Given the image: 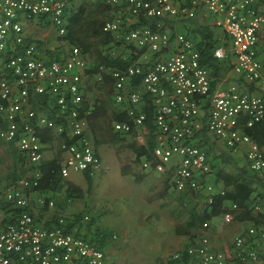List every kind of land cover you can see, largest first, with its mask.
<instances>
[{"label": "built area", "instance_id": "1", "mask_svg": "<svg viewBox=\"0 0 264 264\" xmlns=\"http://www.w3.org/2000/svg\"><path fill=\"white\" fill-rule=\"evenodd\" d=\"M101 1L112 7L103 30L134 48L155 53L143 63L121 68L99 65L95 73L99 82L109 73L113 99L131 117V121L115 120L113 130L125 134L135 129L140 143L153 137V157H144L143 166L164 170L174 159L171 184L194 190L202 195V205H209L216 190L209 176L213 157L198 142L203 116L206 132L221 148L231 154L242 150L247 167L264 176V149L238 126L240 116L246 117L248 126L264 121V61L258 49L264 38V0ZM200 5L223 33L225 42L214 48V55L225 58L229 52L239 76L212 92L210 70L201 62L197 41L187 29L174 28ZM70 8L71 0H0V139L16 146L27 171L19 179L0 183V212L5 211L0 264H117L108 259L98 238L93 241L82 234L89 214L79 220L60 213L42 225L29 202L28 193L35 190L41 175L46 144L38 127H51L61 136L59 146L66 153L61 176L85 170L93 174L102 166L89 136L88 115L95 104L83 87L87 74L83 51L70 44L61 54L48 56L24 25L33 20L50 23L65 37ZM140 14L151 17L152 23L132 25L130 18ZM135 77L139 82L134 83ZM31 91L43 94L54 116L33 108ZM146 97L152 108L151 129L146 123ZM225 204L238 208L233 201ZM249 206L259 223H248L229 245L216 247L208 235L199 233L170 257L181 264H264V193H258ZM220 216L227 222L233 219L230 211ZM210 223L207 218L201 226Z\"/></svg>", "mask_w": 264, "mask_h": 264}, {"label": "crops", "instance_id": "2", "mask_svg": "<svg viewBox=\"0 0 264 264\" xmlns=\"http://www.w3.org/2000/svg\"><path fill=\"white\" fill-rule=\"evenodd\" d=\"M91 2L96 4L99 0H72V7L75 8L82 3ZM115 12L117 9H114ZM112 12V7L109 6L104 10L103 19H107ZM101 15V13H100ZM146 16L143 14L133 16L130 19L132 25L140 23ZM147 18V17H146ZM104 19V20H105ZM103 20V21H104ZM195 21L199 23H208L213 31V38L218 45L223 44V33L219 27L214 25L213 18L208 14L203 6H198L196 13L182 22L175 23V29L181 31L187 29L192 32L194 39L198 42L200 36L194 32ZM25 28L30 37L36 39V41L44 49V52L48 56L59 55L64 52L71 41L67 37H61L58 35L55 27L50 23H42L38 20L25 21ZM108 44H111L109 42ZM121 47V45L119 46ZM258 49L260 58L264 61V38L258 42ZM133 53L137 56L135 62L143 63L149 60L155 55L151 50L146 48H134ZM239 79L237 73H235L231 66L223 72L222 77L216 82L215 88H223L232 80ZM83 87L85 92L89 95L91 91V79L90 74L84 76ZM100 87L105 92L112 95V84L103 81ZM106 97V98H107ZM115 107L111 104H107L106 99H102L99 102V109L94 111L93 115V128L89 124V136L93 143L94 150L99 155L102 167L94 172L91 176V186L87 187L85 174L82 171H72L68 176L62 177V181L54 189L33 190L28 193L31 212L34 214L36 221L42 225L50 224L58 214H64L66 216L75 217L81 220L82 214L87 213L90 219L84 223L82 227V234L86 237L96 236L99 240H103L100 236L102 228L109 230V237L101 244L107 253L108 259L110 247L115 246V251L119 250L121 244H118L115 239L119 237L118 233H124L130 235L134 240H139L140 237L144 241H150L151 248L153 250H166L172 248L175 250L179 247H183L188 241L185 236L192 234L204 233L209 236L212 244L216 247H223L229 245L235 234L240 232L248 223L249 219H235L232 221H224L220 214L213 216L208 227H202L199 219L193 218V214L197 216L202 212L204 206L201 203L202 195L196 203L195 209H190L186 203V198H181L183 190L177 189L171 184V178L174 170V159L170 161V164L164 168V170H156L153 167H144L142 160L144 159L145 152L143 151L139 157L136 156V152L141 145L146 143H140L136 138L135 129L128 133L120 134L126 135L129 138L134 139V147L132 154L129 155V159L125 163H120L118 149L115 147L118 144V140L115 138L117 132L114 130L111 133L110 126L115 121L114 113L121 111L116 103ZM149 105V101L146 97V109ZM206 103L204 104V108ZM202 127L199 129V133L205 130L204 117H201ZM96 122V123H95ZM98 123V124H97ZM113 129V127H112ZM119 134V133H118ZM208 136H210L208 134ZM126 140L128 147L132 146V140ZM211 138V136H210ZM213 139V138H212ZM137 143V144H136ZM217 143V147L222 149ZM141 150V149H140ZM242 151V150H241ZM233 154L235 159L240 163L243 161V152ZM59 152L61 154V160L65 156L60 146L55 142H48L44 146L43 154L44 158H51L54 154ZM151 153V149H150ZM211 152V156H212ZM212 157H215L213 155ZM140 159V164H135L134 160ZM218 158H214L216 162ZM124 161V160H122ZM19 164V163H18ZM126 164V165H125ZM218 173L215 175H209L210 179L214 181L216 192L223 188L224 180L228 173L236 174L235 170L229 166V164L217 163ZM109 165V166H107ZM19 167V165H18ZM17 169L15 173L9 174V178H17L24 176L27 172L25 169ZM22 168H24L22 166ZM221 171H219V169ZM111 177V178H110ZM103 180L108 184L102 188L104 193L102 197H99L97 189L100 188V183ZM67 186L71 188L78 187L79 191H75L72 194H67ZM232 185L228 184L230 188ZM261 187L256 186L254 190H260ZM199 195V194H198ZM39 196L44 198V201L39 200ZM52 199L54 203L50 205L48 200ZM228 202V200H226ZM203 207V208H202ZM201 209V210H200ZM200 210V211H199ZM197 211V212H196ZM5 211L0 212V224L2 225ZM198 220V222H196ZM240 225L241 228H235ZM165 236V238H164ZM139 237V239H138ZM186 241V243H184ZM126 243V242H125ZM163 243V245H161ZM184 243V244H183ZM127 257V256H126ZM112 260V259H111Z\"/></svg>", "mask_w": 264, "mask_h": 264}, {"label": "trees", "instance_id": "3", "mask_svg": "<svg viewBox=\"0 0 264 264\" xmlns=\"http://www.w3.org/2000/svg\"><path fill=\"white\" fill-rule=\"evenodd\" d=\"M100 2L96 4H92L93 7H90V3H82L75 8V11L72 7L68 11V24L65 37H67L71 44H75L81 48L84 56L86 54H90L93 56L95 64L93 67L87 68V73L91 74L97 70L99 65H104L106 67H124L127 64L134 63L136 60V55L133 53L134 47L129 44H125L123 39H117L111 32L105 31L102 28L103 25V15L104 10L108 8L110 5L99 0ZM72 2V0H71ZM101 13V15H100ZM153 19L151 17H145L140 23L136 25H143L152 23ZM195 29L194 32L198 33L200 36L199 41L197 42V47L200 53V59L203 64H205L211 74L210 80V91L215 90V84L223 75V72L228 69L229 66L232 67V59L228 52V55L225 58H218L214 55V48L218 45V42H215L213 38V31L208 23H199L195 21ZM189 31V30H188ZM191 32V31H190ZM192 33V32H191ZM109 42H113L114 45L120 46L125 44L130 48L128 53V57L118 53L116 55H112V53H108L107 44ZM104 80L112 84V78L108 72L103 74ZM103 80V81H104ZM102 81V82H103ZM139 82V77H135L134 83ZM104 87L105 83H102ZM251 87V86H250ZM99 98L93 99L94 108L90 115H88V120L90 127L93 128V115L99 109V102L97 101ZM30 100L34 109L42 110L49 116H54L53 109L49 108L45 104L44 96L40 93H35L33 91L30 92ZM121 110V109H120ZM94 112V113H93ZM146 123L151 129L152 127V108L151 105H148L146 108ZM115 120H126L131 121V117L126 114L125 110H121L114 113ZM96 123V122H95ZM98 124V123H97ZM239 128H242L246 133H248L259 145L262 149H264V121H257L252 125L248 126L246 124V117L240 116L238 122ZM37 133L40 139L44 143L55 141L58 145L61 140V136L54 132L51 127H38ZM200 141L199 144L203 145L206 149L207 153L210 155L211 152L215 157L218 158L216 162H214L215 167H218L217 163L229 164L234 170L236 174L228 173L224 180L222 191H218L213 195V201L204 206L202 212L197 216L193 214V218L199 219L202 223L203 220L207 218H212L213 216L220 214L222 211H230L233 214V218L243 220L249 219L250 222L259 223V218L257 215L251 212L250 202L254 199V197L260 193L263 195L264 193V176L260 175L259 172L251 171L245 161L238 162L233 154H231L228 150L220 149L217 147V143L214 139L208 136V133L202 130L200 133ZM154 145L153 137L150 135L147 144L141 145L137 152L136 156L139 157L142 152H145V156L147 158H152L153 153H150V149L152 152V147ZM141 149V150H140ZM61 154L57 152L51 158H44L40 165L41 175L38 180V184L34 186L36 190L43 189H54L57 185L62 181L61 173H60V165H61ZM19 163V164H18ZM13 164L15 167L19 165V169L23 166V160L16 150L15 159L13 160ZM222 168L219 169L221 171ZM218 171V169H217ZM216 171V172H217ZM85 174L87 187L91 186V176L92 174L89 171H83ZM15 179V178H12ZM17 179V178H16ZM228 184L232 186L230 188L227 187ZM256 186L261 187L260 190H254ZM67 194H72L75 191H79L78 187L71 188V186H67ZM184 192L181 194V198L185 197L186 203L189 205L190 209L193 212V209L196 207V203L201 195L190 188H185ZM199 194V195H198ZM226 200L233 201L238 205L237 209H230L226 203ZM18 209H13V211H17ZM75 218V217H74ZM102 238V237H101ZM97 239V237H96ZM92 240V239H90ZM94 241V240H93ZM103 240L100 239V243L103 244ZM187 244V243H186ZM185 244V245H186ZM184 245V246H185ZM168 264H181L170 257L167 258Z\"/></svg>", "mask_w": 264, "mask_h": 264}, {"label": "rangeland", "instance_id": "4", "mask_svg": "<svg viewBox=\"0 0 264 264\" xmlns=\"http://www.w3.org/2000/svg\"><path fill=\"white\" fill-rule=\"evenodd\" d=\"M89 3L91 4V2ZM90 7H93V5H90ZM107 50H108L107 52L112 53V55L121 53L122 55L127 56L130 51V48L126 46L125 44L119 47L117 45H114L113 42H111V44H107ZM85 62H86L87 68L93 67L94 65H96L93 59V56L90 54L85 55ZM98 69L99 68H97L96 71L90 74L91 79H93V81H91L92 84L90 86L91 91H90L89 96L92 99L99 98L97 100L98 102H100L102 99H106L107 104H111L112 107H115V104H114L115 101L113 97L112 96L107 97V96H110L109 93L107 92H105V95H104L103 89H101L100 87L101 83L103 82H99L95 79V73L98 71ZM110 130L112 133L113 131L112 122H111ZM115 138L118 140V144L115 147L118 149L119 157L122 160H124V161L121 160L120 163H125L126 160L129 159V155L132 154L133 147L135 145L134 139L133 138L131 139L127 137L126 135H120V133L119 134L116 133ZM128 138L130 139V141L132 140L131 142L132 146L130 148L128 147L126 143V140ZM16 150L17 148L13 143L5 142L0 139V183L1 184L10 179L9 174L15 173L17 171V169H14L15 165L13 164V160L15 159ZM213 159L214 158H212L211 161L214 164ZM134 161H135V164L141 165V161L139 158ZM216 170H217V166L215 167V165H213L212 167L213 176L215 175ZM104 186H108V184L103 180V182L101 181L100 183V188L97 189L98 191H100L98 192L100 198L104 194L102 192V188H104ZM196 222H198V220ZM235 228H241V227L240 225H237ZM118 234H119V237L115 239V241L118 244H121L119 250H117L116 252L115 246L112 245L110 247V252L112 254H109L108 252V255H110L109 257H111V259L117 264H168L166 263L167 258L170 255V253L173 251L172 249L175 247V246L174 247L172 246V248L169 247L166 250H161V249L153 250L151 248V245L149 244L150 241H144L142 237H140V239L138 237L139 240H134V238L130 235H126L124 233H118ZM100 235L102 236L103 240L106 241L107 238L109 237V230L106 228H102V231H100ZM192 236H194V234L185 236L186 241H188ZM88 238L92 240H96V236L88 237ZM186 241L184 243H186ZM161 245H163V243H161ZM103 246L105 245L103 244Z\"/></svg>", "mask_w": 264, "mask_h": 264}]
</instances>
